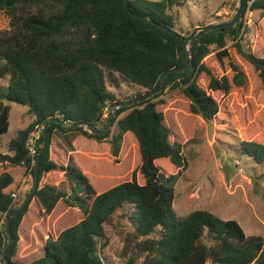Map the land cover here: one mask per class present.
Masks as SVG:
<instances>
[{"label":"trees","instance_id":"1","mask_svg":"<svg viewBox=\"0 0 264 264\" xmlns=\"http://www.w3.org/2000/svg\"><path fill=\"white\" fill-rule=\"evenodd\" d=\"M186 1L129 0L136 13L131 15L124 0H0V13L10 18V28L0 31V78L8 77L6 87L0 85V136L9 126L10 107L4 101L27 106L34 116L8 141V153H0V163L23 166L33 175L44 142L37 186L20 210L8 190L12 175L0 173V213L5 218L3 222L0 218V264H6L1 250L7 241L8 218H12V240L5 250L8 264H108L97 244L98 239L107 244L106 225L115 218L128 219L134 230L122 251L123 261L114 264H264V238L246 235L234 219L223 220L199 209L170 220L177 170L184 165V142L171 138L160 103L153 99L165 88L179 89L189 113L211 120L220 110L215 93L227 95L233 86L242 87L250 70L264 92L263 50L247 51L236 43L235 51L248 70L230 61L231 77L215 75L200 64L210 45L222 48L226 37L239 35L240 23L208 31L186 44L160 27L173 29L169 11ZM248 1H252L249 10L261 11L259 35L264 37V0H246L245 7ZM226 56L225 49L216 54L218 60ZM190 59L191 68L170 73L163 89L149 100L118 108L112 123L130 108L116 121L117 132L109 141L113 158L108 164L109 182H120L97 190L53 138L78 132L101 140L109 132L93 134L81 126L65 130L52 123L30 154L26 142L36 125L44 128L57 118L66 125L81 122L102 130L107 122L104 109L155 89L166 72L187 66ZM121 82L146 91L120 100L107 84L118 88ZM256 130L263 140L255 137ZM250 132L241 138L240 152L264 164V130ZM124 136L136 146L138 164L131 171L119 157ZM54 173L59 174V183L45 179ZM128 173L129 179L122 181ZM64 183L68 188L61 187ZM68 212L74 216L68 218ZM158 228L160 235L155 236Z\"/></svg>","mask_w":264,"mask_h":264},{"label":"rangeland","instance_id":"2","mask_svg":"<svg viewBox=\"0 0 264 264\" xmlns=\"http://www.w3.org/2000/svg\"><path fill=\"white\" fill-rule=\"evenodd\" d=\"M251 2L248 1L237 21L241 24L239 35L235 39L226 37L222 48L210 45L209 53L200 62L207 65L215 75L225 74L231 77L233 74L229 68L230 61L244 71L248 70L246 63L235 51L236 43L247 51H264V37L259 35V21H262L263 16L259 10H249ZM238 3L239 0H187L181 6H173L169 11L174 19L173 29L188 35L195 28L229 21L237 11ZM9 28L10 18L7 13L1 12L0 31ZM222 49L228 52V56L218 60L216 54ZM200 81L204 83L206 77L201 76ZM7 84V76L0 78L2 87ZM107 88L120 100L146 91L137 85L123 82L118 88L110 87L109 84ZM215 96L219 101L220 110L211 120H204L200 115L189 113L188 102L179 89L165 88L160 96L153 99L160 103L158 108L165 115L171 138L184 142V165L177 170L180 174L174 186L170 220L186 216L194 210H207L223 220H236L246 235H260L264 238V164H257L253 158L240 152V141L245 133L247 135L255 128L264 130V92L255 73L250 70L247 82L242 87L233 86L227 95L215 93ZM4 103L9 105L10 110L8 131L0 136L2 154L8 153V141L34 119L27 106L8 101ZM129 110L130 108L121 112L115 120L123 117ZM111 112L109 106L104 109V123ZM116 121L107 127L109 136L101 140L86 138L78 132L53 137L54 144L68 151V156L85 171L97 190L120 182V179H116L110 184L111 177L108 176V164L113 160L109 141L117 132ZM258 133L260 131L256 130L255 137L263 140ZM35 135V130H32L27 138V143L33 149L37 145ZM249 137L253 138L252 134ZM120 150V160L124 165H128V171L135 169L138 164L135 142L124 136ZM2 172L12 175L14 182L8 190L13 192L16 206H19L31 188L32 175L23 166L8 162L0 163V173ZM58 175L48 174L45 179L59 183ZM129 175L128 173L127 177L122 178V181L128 180ZM62 186L68 188L66 183L61 184ZM80 203L82 204L81 201ZM60 208L61 205L55 213L59 212ZM73 216L72 212H68V218ZM0 218L1 222L5 220L1 213ZM133 230V225L128 219L115 218L112 225H106L107 244L104 245V239H98L97 244L102 259L108 264L123 261L122 251L127 249V238ZM158 235L159 228L155 232V236Z\"/></svg>","mask_w":264,"mask_h":264},{"label":"water","instance_id":"3","mask_svg":"<svg viewBox=\"0 0 264 264\" xmlns=\"http://www.w3.org/2000/svg\"><path fill=\"white\" fill-rule=\"evenodd\" d=\"M245 1L246 0H239L237 11L235 12L234 16L229 21L220 22V23H211V24L205 25V26H203L201 28H195L188 35H183L180 32L176 31L175 29H172V28H169V27H166V26H162L161 25L160 27L162 29L167 30L170 33L176 35L177 37L181 38L184 41V43L186 44L189 41H192V40L196 39L198 36L208 32V31L215 30V29H220V28H228V27H231V26L235 25V23L238 21V19L240 18L241 14L244 11ZM124 4H125L126 10L131 15H136V13L130 9L129 0H124ZM139 16L140 17H145L143 15H139ZM186 51H187V53L189 52L188 49H186ZM191 65L192 64H191V59H190V63L187 66H185L183 68H175V69H172V70L166 72L163 75V77L161 78L159 85L155 89L148 90L143 95H141L139 97H136L134 99H131L129 101H125V102L120 103V104H114L113 107H112V112L109 115L108 120H107V122H106V124H105V126H104V128L102 130H99L98 128H96V126H94L92 124H86V123H81V122L73 124V125H66L63 121L55 118V119L51 120L49 123H47L45 125V127L43 128V137H45V135H46V130H47L48 126L50 124H52V123H57V124L61 125L63 127V129H65V130H73V129L81 126V127H84V129L87 130L90 133L102 135V134H104L106 132L108 125L112 122V119L116 115L119 107L127 106V105H134V104H138V103H141L143 101L149 100L152 96H154L155 94L159 93L163 89L165 81H166L167 77L170 75V73H172V72H180V71L189 69V68H191ZM43 145H44V142H43L42 146L39 148V151H38V154H37V159H36L35 164H34L35 172L32 175L31 188H30L27 196L24 197V199L22 200L21 204L18 207L15 208L17 211L20 210L25 205L26 201L33 194V192H34V190H35V188L37 186V166H38V160H39L40 154L42 153V150H43ZM11 219L12 218L6 219L5 231H6V234H7V241H6L5 246L1 250V257H2L3 261L6 264H8V262L6 260L5 250L10 246L11 240H12L11 231H10V221H11Z\"/></svg>","mask_w":264,"mask_h":264},{"label":"built area","instance_id":"4","mask_svg":"<svg viewBox=\"0 0 264 264\" xmlns=\"http://www.w3.org/2000/svg\"><path fill=\"white\" fill-rule=\"evenodd\" d=\"M33 130H35V133H36L35 138L37 139L36 141H38V139L40 138V136H41V134L43 132V126L42 125H36ZM26 144L28 146V149L30 151V154L31 155H34L35 149H33L32 147H30L29 146V143L26 142ZM12 196H14V194H12Z\"/></svg>","mask_w":264,"mask_h":264}]
</instances>
